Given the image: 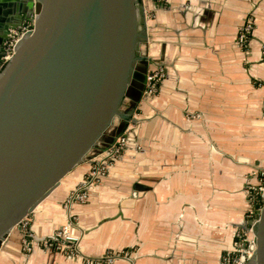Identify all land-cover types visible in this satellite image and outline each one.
Listing matches in <instances>:
<instances>
[{
    "label": "crops",
    "instance_id": "1",
    "mask_svg": "<svg viewBox=\"0 0 264 264\" xmlns=\"http://www.w3.org/2000/svg\"><path fill=\"white\" fill-rule=\"evenodd\" d=\"M144 3L153 19L141 49L166 79L130 116L122 158L72 206L73 234L88 258L130 252L115 264H222L248 223L247 187L264 170V0ZM14 6L0 0V18ZM250 12L256 29L244 49ZM89 170L77 167L31 216L38 245L25 264H85L39 243L66 224L64 202ZM23 236L11 233L0 264H18Z\"/></svg>",
    "mask_w": 264,
    "mask_h": 264
},
{
    "label": "water",
    "instance_id": "2",
    "mask_svg": "<svg viewBox=\"0 0 264 264\" xmlns=\"http://www.w3.org/2000/svg\"><path fill=\"white\" fill-rule=\"evenodd\" d=\"M149 15L144 0H15L3 13L0 63L14 32L34 29L0 72V251L70 173L127 136L146 98ZM252 224L251 264H264V204Z\"/></svg>",
    "mask_w": 264,
    "mask_h": 264
},
{
    "label": "built area",
    "instance_id": "3",
    "mask_svg": "<svg viewBox=\"0 0 264 264\" xmlns=\"http://www.w3.org/2000/svg\"><path fill=\"white\" fill-rule=\"evenodd\" d=\"M150 16V15H149ZM34 29L33 22H27L20 31H15L6 43L5 56L0 63V72L11 61L16 52V47L21 38ZM256 29V20L253 12L246 17L243 29L239 36V43L244 49H248ZM162 70H150L148 73L145 97L148 99L157 94L160 85L166 78ZM128 144V137L121 136L105 152L93 158L90 162L91 171L87 177L72 191L66 200V208L70 210L75 204H85L89 201L90 191L96 188L100 181L105 178L111 168L122 158L124 149ZM256 183H250L247 193L250 203L248 212V222L254 221L255 216L262 210L264 204V170L254 173ZM28 219V218H27ZM26 219V220H27ZM26 220L22 223L24 247L31 252L37 243L36 237L27 228ZM75 217H70L69 221L60 230L56 231L51 237L45 238L41 243L46 249H54L59 254H69V256L83 261L85 264H115L120 259H129L130 252L124 251L123 254L108 252L100 258L85 257L80 251V237L73 234ZM41 243H39L41 245ZM5 244V242H4ZM3 244V246H4ZM2 246V247H3ZM255 224L249 225V230L240 229L236 233L234 249L226 254L222 259V264H251L255 257Z\"/></svg>",
    "mask_w": 264,
    "mask_h": 264
},
{
    "label": "rangeland",
    "instance_id": "4",
    "mask_svg": "<svg viewBox=\"0 0 264 264\" xmlns=\"http://www.w3.org/2000/svg\"><path fill=\"white\" fill-rule=\"evenodd\" d=\"M151 19H153V13H152V12H150L149 21H150ZM150 70H157V69H150ZM159 70H162V72H164L163 69H159ZM162 74H164L165 77H166L165 72L162 73ZM165 79H166V78H165ZM165 79H164V81H165ZM164 81H163V82H164ZM163 82H162V83H163ZM161 85H162V84H161ZM161 85H160V87H161ZM160 87H159V90H160ZM159 90H158L157 94L159 93ZM157 94L152 95V96L149 97L148 99H149V100H150V99H153ZM145 99H147V98H145ZM124 150H125V149H124ZM86 163H87V164H90V162H86ZM90 171H91V164H90V170L88 171V173H87V175H86L85 177L88 176V174L90 173ZM103 179H104V178H103ZM103 179L100 181V183L103 181ZM76 188H77V187H76ZM71 193H72V192H71ZM71 193H70V194H71ZM70 194H69V195H70ZM69 195H68V196H69ZM67 198H68V197H67ZM67 198H66V200H67ZM66 200H65V202H64V209H65V218H66V222H65V223L67 224V222L69 221L70 217L73 216V212H72V208H70V210H68V209L66 208V206H65V205H66ZM87 202H88V201H87ZM87 202H86V203H87ZM86 203H85V204H86ZM75 205H76V204H75ZM31 216H32V215H30V216L28 217V219L26 220V222L28 223V225H27V228H28V229H30V226H31V225H30V224H31ZM66 224H65V225H66ZM65 225H64V226H65ZM73 228H74V227H73ZM59 230H60V229H59ZM23 231H24V230L22 229V232H23ZM57 231H58V230H57ZM55 233H56V232H55ZM36 241H37V243H36L35 245L37 246V245H38V239H36ZM36 246H35V247H36ZM41 246H42L43 248H45L44 245H43L42 243H41ZM124 251H127V250H123V251H121V252H118V254H123ZM21 252H22V257H21V258H18V259H20V260H18V264H25V257L28 256L29 254H31L32 251L29 252V251H27V250L25 249V247H24V238H22V251H21ZM108 252H112V251H107L106 253H108ZM106 253H105V254H106ZM112 253H113V252H112ZM114 253H116V252H114ZM105 254H104V255H105ZM62 255H64V256H69V254H66V253H65V254H62Z\"/></svg>",
    "mask_w": 264,
    "mask_h": 264
},
{
    "label": "trees",
    "instance_id": "5",
    "mask_svg": "<svg viewBox=\"0 0 264 264\" xmlns=\"http://www.w3.org/2000/svg\"><path fill=\"white\" fill-rule=\"evenodd\" d=\"M75 189H76V188H75ZM75 189H74V190H75ZM74 190H73V191H74Z\"/></svg>",
    "mask_w": 264,
    "mask_h": 264
},
{
    "label": "bare ground",
    "instance_id": "6",
    "mask_svg": "<svg viewBox=\"0 0 264 264\" xmlns=\"http://www.w3.org/2000/svg\"><path fill=\"white\" fill-rule=\"evenodd\" d=\"M38 226V225H37Z\"/></svg>",
    "mask_w": 264,
    "mask_h": 264
}]
</instances>
